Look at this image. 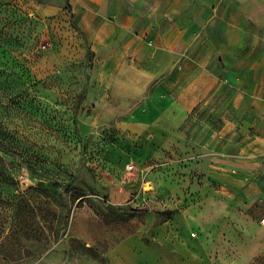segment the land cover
Masks as SVG:
<instances>
[{"label":"crops","instance_id":"0c3cea01","mask_svg":"<svg viewBox=\"0 0 264 264\" xmlns=\"http://www.w3.org/2000/svg\"><path fill=\"white\" fill-rule=\"evenodd\" d=\"M68 5L101 56L98 116L119 120L123 148L146 170L114 188L112 202L137 194L138 181L180 199L163 224L146 215L148 244L136 231L111 249L110 263L264 258V0Z\"/></svg>","mask_w":264,"mask_h":264},{"label":"rangeland","instance_id":"374dc122","mask_svg":"<svg viewBox=\"0 0 264 264\" xmlns=\"http://www.w3.org/2000/svg\"><path fill=\"white\" fill-rule=\"evenodd\" d=\"M68 3L0 0V122L15 132L0 146V264H111L130 234L151 241L147 214L163 224L180 201L138 181L137 194L112 202L146 170L123 148L119 120L98 116L101 56Z\"/></svg>","mask_w":264,"mask_h":264},{"label":"trees","instance_id":"16d2710c","mask_svg":"<svg viewBox=\"0 0 264 264\" xmlns=\"http://www.w3.org/2000/svg\"><path fill=\"white\" fill-rule=\"evenodd\" d=\"M10 134H15V132L8 130V128L5 127L2 122H0V146L4 145L6 142V137H8Z\"/></svg>","mask_w":264,"mask_h":264},{"label":"built area","instance_id":"2783aa9c","mask_svg":"<svg viewBox=\"0 0 264 264\" xmlns=\"http://www.w3.org/2000/svg\"><path fill=\"white\" fill-rule=\"evenodd\" d=\"M128 169L131 170L132 169V166H128ZM261 224H264V219L261 220Z\"/></svg>","mask_w":264,"mask_h":264}]
</instances>
